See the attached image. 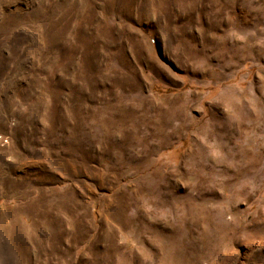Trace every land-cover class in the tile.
<instances>
[{"label":"rangeland","instance_id":"rangeland-1","mask_svg":"<svg viewBox=\"0 0 264 264\" xmlns=\"http://www.w3.org/2000/svg\"><path fill=\"white\" fill-rule=\"evenodd\" d=\"M0 264H264V0H0Z\"/></svg>","mask_w":264,"mask_h":264},{"label":"bare ground","instance_id":"bare-ground-1","mask_svg":"<svg viewBox=\"0 0 264 264\" xmlns=\"http://www.w3.org/2000/svg\"><path fill=\"white\" fill-rule=\"evenodd\" d=\"M15 239V238H14ZM12 252V251H11ZM10 253V252H9ZM12 254V253H11ZM14 254V253H13ZM13 258V257H12ZM17 263V262H16Z\"/></svg>","mask_w":264,"mask_h":264}]
</instances>
